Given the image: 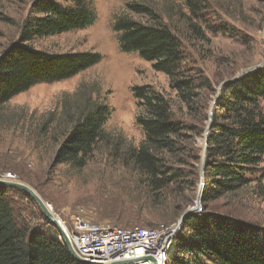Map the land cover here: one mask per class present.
Listing matches in <instances>:
<instances>
[{"label": "rangeland", "instance_id": "1", "mask_svg": "<svg viewBox=\"0 0 264 264\" xmlns=\"http://www.w3.org/2000/svg\"><path fill=\"white\" fill-rule=\"evenodd\" d=\"M34 1L0 0V55L17 41L26 19L34 14ZM132 1L91 0L97 16L93 24L30 41L46 53L96 52L101 59L68 79L35 84L0 107V179L31 187L65 227L79 210L89 221L120 227L178 223L184 213L194 212L202 190L204 132L218 89L248 68L258 66L264 71V0H203V8L195 14L183 0H136L150 4L179 37L189 74L211 83V91H199L197 109L191 111L171 88L166 74L138 53L119 48L111 25ZM145 84L164 92L174 118L186 125L181 153L191 155L189 162H194V155L201 156L191 172L168 163L176 175L162 188L129 159L131 150L144 140L136 123L140 110L132 87ZM87 100L108 105L110 113L103 127L107 139L96 144L82 167L56 163L55 153ZM191 178H196L195 185L188 182ZM12 199L30 225L48 226L32 198ZM205 206L208 211L263 227L264 158L252 181ZM49 227L57 231L51 222Z\"/></svg>", "mask_w": 264, "mask_h": 264}, {"label": "trees", "instance_id": "2", "mask_svg": "<svg viewBox=\"0 0 264 264\" xmlns=\"http://www.w3.org/2000/svg\"><path fill=\"white\" fill-rule=\"evenodd\" d=\"M183 1L193 14L204 5L203 0ZM32 10L34 14L26 19L17 41L0 55V107L35 84L68 79L101 59L96 52L46 53L30 43L36 37L93 24L97 16L91 0H35ZM126 10L116 15L111 25L119 48L152 62L156 71L169 77L180 101L196 110L199 91H211L212 86L207 78L189 74L179 37L150 4L134 0L126 3ZM192 31L197 33L194 25ZM132 94L140 110L136 123L144 140L131 150L129 159L155 185L166 187L176 175L168 163L191 172L201 156L194 155V162H189L191 155L181 153L187 128L174 118L171 100L164 92L145 84L133 86ZM263 102L262 69L225 82L216 95L202 157L200 201L205 211L186 215L166 264H264V226L208 211L205 206L256 177L264 158ZM109 113L106 103L87 100L55 153L56 163L82 167L96 144L107 139L103 127ZM164 178L166 182H161ZM188 182L195 185L196 178ZM13 196L31 199L22 190L0 185V264H81L70 255L59 233L49 227V220L41 213L48 226L30 225L17 212Z\"/></svg>", "mask_w": 264, "mask_h": 264}, {"label": "built area", "instance_id": "3", "mask_svg": "<svg viewBox=\"0 0 264 264\" xmlns=\"http://www.w3.org/2000/svg\"><path fill=\"white\" fill-rule=\"evenodd\" d=\"M195 203L192 210L200 212L199 198ZM180 225L120 227L89 221L79 210L65 233L75 253L92 264H166Z\"/></svg>", "mask_w": 264, "mask_h": 264}, {"label": "water", "instance_id": "4", "mask_svg": "<svg viewBox=\"0 0 264 264\" xmlns=\"http://www.w3.org/2000/svg\"><path fill=\"white\" fill-rule=\"evenodd\" d=\"M256 69H258V66L251 67V68H248L246 70H243L240 73L239 77L244 76V75H246V74H248V73H250V72H252V71H254ZM236 78H234V79H236ZM234 79H230L228 81H232ZM228 81H226V82H228ZM221 87L222 86L219 87L218 92L220 91ZM213 102H215V99H214ZM213 107H214V104H213ZM212 108L210 109V112H209L210 113L209 114V120H208V123L206 125L205 132H204V134H205V145H204V149L205 150H206V142H207V133H208V129H209V126H210V123H211ZM203 163H204V159H202V163H201V167H202V172L201 173H203ZM0 185L7 186V187H12V188H17V189L22 190L25 193H27L38 204V206L42 210V212L45 215V217L55 226V228L57 229V231L60 234V237L63 239V241H64V243H65V245H66V247H67V249H68V251L70 253V255L76 261L80 262L81 264H92V263H90V262L82 259L81 257H79L75 253V251H74L71 243L67 239V236H66V233H65V229L59 224V222H57V220L55 218V215L48 208L47 204L40 198V196L31 187H29L28 185H26L24 183H21V182L12 181V180H5V179H0ZM201 187H202V176H201ZM186 215H187V212L184 213L181 216L180 221H179L180 224L183 222V220L186 217Z\"/></svg>", "mask_w": 264, "mask_h": 264}, {"label": "bare ground", "instance_id": "5", "mask_svg": "<svg viewBox=\"0 0 264 264\" xmlns=\"http://www.w3.org/2000/svg\"><path fill=\"white\" fill-rule=\"evenodd\" d=\"M55 218H56L57 222H59V224L65 229V226H63L62 222L60 221V219L58 217H56V215H55Z\"/></svg>", "mask_w": 264, "mask_h": 264}, {"label": "snow or ice", "instance_id": "6", "mask_svg": "<svg viewBox=\"0 0 264 264\" xmlns=\"http://www.w3.org/2000/svg\"><path fill=\"white\" fill-rule=\"evenodd\" d=\"M139 251H141V252H142L143 250L141 249V250H139Z\"/></svg>", "mask_w": 264, "mask_h": 264}]
</instances>
